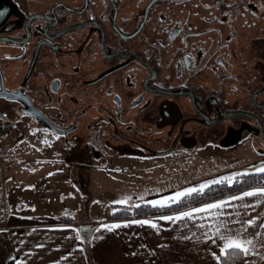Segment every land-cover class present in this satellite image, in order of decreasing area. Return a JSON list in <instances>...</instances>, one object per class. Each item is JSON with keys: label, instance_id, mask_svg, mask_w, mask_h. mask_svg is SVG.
<instances>
[{"label": "flooded vegetation", "instance_id": "obj_1", "mask_svg": "<svg viewBox=\"0 0 264 264\" xmlns=\"http://www.w3.org/2000/svg\"><path fill=\"white\" fill-rule=\"evenodd\" d=\"M0 13V121L113 171L248 139L258 159L237 175L264 165V0H0Z\"/></svg>", "mask_w": 264, "mask_h": 264}, {"label": "crops", "instance_id": "obj_2", "mask_svg": "<svg viewBox=\"0 0 264 264\" xmlns=\"http://www.w3.org/2000/svg\"><path fill=\"white\" fill-rule=\"evenodd\" d=\"M11 160L12 158L6 157V163L12 162L11 168L16 167L14 166L16 162H22V168L27 164L25 160ZM2 161L0 157V165ZM32 161L41 163L39 166L43 169L45 163L56 164V170L53 167L55 171L49 169L44 172L48 184L58 183V178L62 174H67L62 170L64 166H61V158L58 155L51 157L40 153ZM124 162L125 165L120 160L113 159L110 163L120 168L116 171L101 168V172L108 178L114 173L134 182L140 180L141 187L148 185L146 181L149 178L140 176L134 168L136 164L141 166L145 163L136 160H124ZM151 170L143 168L141 171L151 172ZM65 177H68L71 183V174L68 173ZM73 183L71 188L76 190V183ZM2 184L6 185V181ZM135 186L137 185L128 186L127 189L132 190L122 192L125 198L131 199V205L154 198L152 196L157 193L147 188L137 190ZM262 188L264 187L244 190L178 213L115 222L106 218L76 224L69 220L67 209L29 216L0 214V264H8L11 261L13 264H222L221 260L218 262L214 258V253L219 255V248L218 242L213 243L212 239L217 235V226L221 224H227L233 233L239 231L241 233L239 239L253 241L255 249L249 256L244 257L242 264H264V260L260 259L264 256V197L231 199ZM0 192L3 197L7 194L5 188ZM221 201L230 203L222 210L194 213L191 220L163 219V217H176L182 212ZM7 208V204L0 202V210ZM29 211L37 210L31 208ZM217 212L219 215L216 214ZM144 220L150 223L143 226L137 223ZM251 221L254 223H250ZM116 224L120 227L112 231L108 230L107 226ZM150 224H155L157 227L152 228ZM84 225L93 226L87 248L80 231L81 226Z\"/></svg>", "mask_w": 264, "mask_h": 264}, {"label": "rangeland", "instance_id": "obj_3", "mask_svg": "<svg viewBox=\"0 0 264 264\" xmlns=\"http://www.w3.org/2000/svg\"><path fill=\"white\" fill-rule=\"evenodd\" d=\"M0 108H5L1 102ZM4 125L14 127L0 139V157L3 160L0 165V190H7L4 197L0 192V202H4L8 207L0 210L2 216L10 213L29 216L67 209L69 220L76 224L87 220H103L109 218L118 207L131 205V199L124 196V191L132 190L127 189L131 185H137V190L147 188L157 191L152 196L154 198L138 204L149 202L154 205L159 202L156 206L169 205L172 202L168 198L178 192L200 189L202 185L209 187L214 181L220 182L226 178L232 181L238 174L236 169L254 163L259 155V145L252 139L241 143L237 148H227L205 141L203 158L199 157L193 161L188 159L171 165L163 163L161 167L158 164L151 172L141 171L143 168H149V163H145L146 166L136 164L135 172L149 178L146 181L148 185L141 187L138 179L134 182L114 173L110 178L105 177L101 172L100 163L96 160L86 157L80 160L79 157L85 153L83 146L49 143L45 145L44 137L32 135L28 126L1 120L0 126ZM58 141L61 143L62 139ZM40 153H49L51 157L57 154L61 158L60 164L64 166L62 170L67 172L65 175L71 174V179L76 183V190L71 188L74 183L72 180L70 183L64 174L58 178V183H47L44 172L49 169L55 171L56 164L45 163L44 169L41 168V163L32 161ZM6 157L25 160L27 164L22 168V162H16V167L11 168L12 162L6 163ZM4 181L6 185L2 184ZM121 201L124 203H120ZM31 208L37 211H29Z\"/></svg>", "mask_w": 264, "mask_h": 264}, {"label": "trees", "instance_id": "obj_4", "mask_svg": "<svg viewBox=\"0 0 264 264\" xmlns=\"http://www.w3.org/2000/svg\"><path fill=\"white\" fill-rule=\"evenodd\" d=\"M256 187H264V173L251 171L236 175L232 181L230 178H226L218 183H213L204 189L200 195L194 193L192 197L185 198L183 202L178 204L172 203L161 207L153 206L151 203L147 202L137 205L120 206L110 215L108 221L115 222L178 213ZM243 260L244 256L238 255L232 261L227 262V264H242ZM221 263L225 264L223 257L221 258ZM8 264H13V261Z\"/></svg>", "mask_w": 264, "mask_h": 264}, {"label": "snow or ice", "instance_id": "obj_5", "mask_svg": "<svg viewBox=\"0 0 264 264\" xmlns=\"http://www.w3.org/2000/svg\"><path fill=\"white\" fill-rule=\"evenodd\" d=\"M2 15V13H0ZM258 171L260 173H264V166H261ZM213 183H218V181H214ZM206 185H202L200 189H189L186 192H178L175 194L173 197H169L168 199L172 203H181L185 198L192 197L193 194L195 193L196 195H200ZM251 196H261L264 197V188L259 189L255 192H245L243 193V196L239 197H232V200H237V199H243L244 197H251ZM120 203H124L121 201ZM159 202H155L153 206H156V204ZM230 202L229 201H221L219 203H212L208 204L204 207L201 208H196L193 209L192 211H185L182 212L179 216L176 217H163V219L166 220H180V219H193V214L194 213H204V212H209L211 213V210H222L225 208ZM161 207L165 205H160ZM219 215V212L216 213ZM141 226L144 224H149V221H137ZM250 223H254V221H251ZM127 226V225H125ZM152 228H156L157 226L155 224H150ZM109 231H112L114 228H119L120 225H111L107 226ZM222 229V230H221ZM87 231V230H85ZM99 231V229H97ZM205 235H208L205 233ZM241 233L239 231H236L233 233L232 229L227 226V224H221L217 226V235L212 238L213 243H217V247L219 248V255H216L215 253L214 258L219 262L221 260V257L224 258L225 264L227 262L232 261L235 257L238 255H243L244 257H247L250 255V253L255 249V245L253 244L252 240L244 239L241 240L239 239ZM261 260H264V256L260 257Z\"/></svg>", "mask_w": 264, "mask_h": 264}, {"label": "water", "instance_id": "obj_6", "mask_svg": "<svg viewBox=\"0 0 264 264\" xmlns=\"http://www.w3.org/2000/svg\"><path fill=\"white\" fill-rule=\"evenodd\" d=\"M257 165H252L251 167H249V169L254 168ZM87 230V231H85ZM93 230V226L92 225H84L81 227L80 231H81V235L84 238V242H85V247H88L90 238H91V232Z\"/></svg>", "mask_w": 264, "mask_h": 264}, {"label": "built area", "instance_id": "obj_7", "mask_svg": "<svg viewBox=\"0 0 264 264\" xmlns=\"http://www.w3.org/2000/svg\"><path fill=\"white\" fill-rule=\"evenodd\" d=\"M9 132V127L0 126V138Z\"/></svg>", "mask_w": 264, "mask_h": 264}]
</instances>
